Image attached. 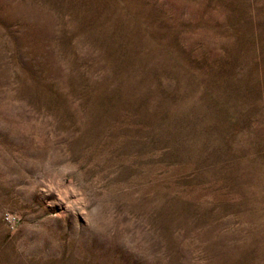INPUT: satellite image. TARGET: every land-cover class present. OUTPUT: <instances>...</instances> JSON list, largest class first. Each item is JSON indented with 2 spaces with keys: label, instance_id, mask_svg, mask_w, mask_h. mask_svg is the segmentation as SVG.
I'll list each match as a JSON object with an SVG mask.
<instances>
[{
  "label": "rangeland",
  "instance_id": "374dc122",
  "mask_svg": "<svg viewBox=\"0 0 264 264\" xmlns=\"http://www.w3.org/2000/svg\"><path fill=\"white\" fill-rule=\"evenodd\" d=\"M0 264H264V0H0Z\"/></svg>",
  "mask_w": 264,
  "mask_h": 264
},
{
  "label": "built area",
  "instance_id": "2783aa9c",
  "mask_svg": "<svg viewBox=\"0 0 264 264\" xmlns=\"http://www.w3.org/2000/svg\"><path fill=\"white\" fill-rule=\"evenodd\" d=\"M5 217H7V216H5Z\"/></svg>",
  "mask_w": 264,
  "mask_h": 264
}]
</instances>
